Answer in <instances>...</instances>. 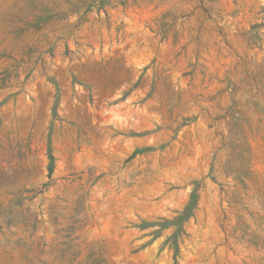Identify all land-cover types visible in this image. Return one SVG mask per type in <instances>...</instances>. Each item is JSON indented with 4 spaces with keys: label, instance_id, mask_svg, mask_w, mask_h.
I'll list each match as a JSON object with an SVG mask.
<instances>
[{
    "label": "rangeland",
    "instance_id": "obj_1",
    "mask_svg": "<svg viewBox=\"0 0 264 264\" xmlns=\"http://www.w3.org/2000/svg\"><path fill=\"white\" fill-rule=\"evenodd\" d=\"M0 264H264V0H0Z\"/></svg>",
    "mask_w": 264,
    "mask_h": 264
}]
</instances>
